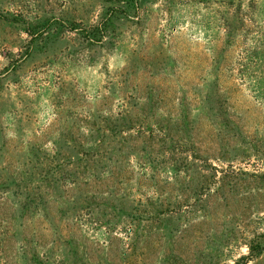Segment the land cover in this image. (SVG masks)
I'll use <instances>...</instances> for the list:
<instances>
[{"label":"rangeland","instance_id":"rangeland-1","mask_svg":"<svg viewBox=\"0 0 264 264\" xmlns=\"http://www.w3.org/2000/svg\"><path fill=\"white\" fill-rule=\"evenodd\" d=\"M0 264H264V0H0Z\"/></svg>","mask_w":264,"mask_h":264},{"label":"trees","instance_id":"trees-1","mask_svg":"<svg viewBox=\"0 0 264 264\" xmlns=\"http://www.w3.org/2000/svg\"><path fill=\"white\" fill-rule=\"evenodd\" d=\"M91 36H94V35H91ZM94 38V37H93Z\"/></svg>","mask_w":264,"mask_h":264}]
</instances>
